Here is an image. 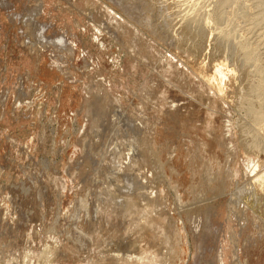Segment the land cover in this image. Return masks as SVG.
<instances>
[{"label":"rangeland","instance_id":"1","mask_svg":"<svg viewBox=\"0 0 264 264\" xmlns=\"http://www.w3.org/2000/svg\"><path fill=\"white\" fill-rule=\"evenodd\" d=\"M41 1H43L44 4L41 13L28 14V17L35 19L37 15L38 22L41 23V26L48 27V31L44 34L46 39L52 36L53 30L54 32L58 30L56 33H59L66 28L65 31L67 30V36H69V44L72 45L73 43L75 45V47L72 45L74 50H77L74 51L71 56L72 58L70 57V60H68L69 62L67 61L66 64L69 70L66 88L68 87V89L71 90L75 98V100L69 103L71 107V117L73 119L70 121V124H73L71 127L72 132L70 130L69 134L71 140H69V145H54L51 141L50 130L55 128H52V126L49 125L50 123L45 121V118L38 116V112H42L45 108L48 109L49 113H54L56 108L58 109L59 106L57 105V101L60 95V86H56L54 90L44 94V96H46L44 104L38 109L36 107H25V101L23 99L21 101L18 97L17 92L19 84L23 80L25 81V78H27V82H31L32 80L35 82L37 80V75H39L37 59H41V56H32L23 46L24 50L22 47H19L22 45L21 42L23 40L21 35L22 23L19 19H15V22L9 23L7 19V17L15 14L18 17L19 13L23 12V9L28 7L32 1L8 0V8L0 5V264H20V262L21 264H41L43 261V254L47 252L45 249H47L46 246H48V244L56 246L58 250L50 254V261H48L47 264H86L89 260L99 259L100 256L105 258L108 256L110 258L109 255L114 254L112 252L110 254V250L112 251L111 248L113 247L115 249V244L106 242L104 247L96 246L91 242L90 235L88 234L90 228L92 229L93 227L89 218L95 212V207L91 204V207H89L90 211L88 210L89 213L88 211L83 212L81 208L86 193H90L93 188L91 186V181L96 179V171L102 168L100 167L102 163H107L105 156H107V146L111 143L109 142V138L113 136L116 129H120L123 126L122 124L125 125V122L127 123V119L134 121L133 125L136 120H139L137 123L142 127H138H140L141 130L144 129L148 135L150 134L149 139L153 142L155 141L154 146L157 147L160 142V147L158 146V149H161L157 151L154 147V151L158 152L159 157L164 159L162 162L166 163L168 159L166 158L168 156L166 145L168 149V147L171 146L170 141L176 143L177 146L175 150L180 152V142L183 141L181 144H184L188 139L186 136L197 134L195 133L196 128L192 125L191 127L190 124H181L184 129L174 131L176 128L174 129L175 125L173 120H171L175 110L171 98L176 93L180 94L184 88L181 87L183 85L187 87L184 88L186 90H183L182 93L184 94L185 92L187 96L189 93H187L188 85H192V81L200 84V86H198V92L202 93L197 95L199 98L204 96V94L205 96L210 94L212 98H216V95L220 97H217L218 99L213 98L219 103V106L221 105L220 108H213L212 105L206 104V106L204 104V108L201 106L200 110H210V112L213 110V114L216 113L214 115H221V113L223 115L224 109L227 108V106L224 108V105L228 104V107L231 108L229 118L231 117L230 119H232V132L231 135L225 137L227 139L224 140L225 143L224 141L220 142L222 145H219L221 149L218 146V151L219 153L222 151L224 152L225 149L223 150L222 148L226 147V143L229 142L228 144L234 146L233 149H235V154L233 153L232 159L229 160V164L232 165L233 169L231 189L223 193H215L213 197L210 196L203 199L201 204L191 207L192 209L187 207L184 203V209L180 211L186 231L191 240L190 256L184 264H239V262L240 264H264V235H260L251 247H249V242L252 240L248 237L252 230H257V226L263 227L264 231V182H259L261 178H264V0H99L104 6L103 8H111L112 11L118 13L123 19L128 20L132 30L137 31L138 43L140 45L143 44L144 47L148 49V57L146 56L145 60L142 61L141 59H136L134 55L128 54L122 44L119 43L120 40H116L118 37H109L106 32L98 28L100 25L99 22H101L100 19H104L102 15L100 16V13L97 12L95 14L93 21V19H89L88 16L83 15V12L81 13L78 5L68 4L66 0ZM98 16L100 19L96 18ZM139 18L144 19L140 22L141 19L138 20ZM133 19H137L138 22H134ZM148 30L150 32H147ZM183 31L185 34L182 36ZM185 35L186 37H184ZM139 44H136L138 48L141 47ZM178 50L187 52L188 55L206 63L211 68L217 67L219 69L223 67L226 73L228 72L229 83H227L228 88L231 90V94H223L219 91L220 87L217 81L210 82L204 76L203 78L199 77L202 75L198 76L195 74L197 78H193L196 81L198 79L197 82L191 75L185 78L178 77V82H176L177 80L175 77H164L162 71L163 67H167L166 60H171V57H175L173 61L175 63L177 60L181 61H179L180 68L182 63L190 67L186 64L187 62L183 61L180 55L177 54L179 52ZM78 53L79 55L77 56ZM45 54L46 56H44L46 59L52 56L49 51H46ZM85 57L87 61H84L86 60ZM149 57L152 60H150ZM70 61L71 64H69ZM82 62L84 64H82ZM74 63L76 65H74ZM87 68L88 70H86ZM94 74L96 78L92 76ZM98 74H100L101 77H99L100 75L98 76ZM70 77L73 79L71 80ZM190 78L192 79L190 80ZM103 79L105 80V85H107L106 88L109 87V90L106 88L104 91L102 90L100 94L101 97H115V94L117 96L115 98H120L121 96L122 98L124 96L126 97L122 99V110L118 113L114 111V113L117 114V118L114 117L115 119H113L114 122L111 125V130H107V132L103 134L100 146L96 144L98 140L96 135L97 132H100V126L96 128L92 123H88V119L85 117L83 109L85 106L83 103L88 98L86 84L90 83V80L91 82H96L93 80H100L102 84V82L104 83V81H102ZM203 82H207V85ZM178 83L180 84L178 85L179 87L177 86ZM204 87L207 88L205 89ZM209 88H212L211 92L214 90V94L211 92L205 93L208 92ZM202 89L207 91L203 92ZM179 90L181 91L178 92ZM75 91H77V93H75ZM142 91L145 92L143 93ZM149 91L152 96L143 98L150 94ZM74 93L77 97H75L76 95ZM145 93L149 94L144 95ZM185 94L183 96L181 95V99L176 98L175 100L181 104L186 101V103H183L185 104L184 107H186L185 113H191L197 109L192 107V103L194 102L193 96L195 95L192 96L189 94L190 96L188 95V98H192L186 99ZM197 96L194 98H198ZM237 96H239L238 98L240 101H238V98L235 99ZM84 97L86 99H83ZM162 99L164 100L161 101ZM200 99H202V97ZM198 100H195V102L197 101L196 104L202 105L201 103L203 102L199 103ZM124 101L126 104H124ZM136 105L140 108L136 107ZM237 105L240 106V108H238ZM80 108L82 109L80 113H82L78 115L77 112H79ZM172 108L174 110H172ZM74 109H76L77 112ZM72 111L73 113L75 112L74 116L77 118L73 117ZM163 112L165 113L163 114ZM140 113L141 115L143 114L142 117ZM169 113L172 115H169ZM152 114L154 115L152 116ZM162 114L165 118L168 116L171 117L165 119ZM129 116L132 117L129 118ZM135 116L136 118H134ZM148 117L149 120L147 119ZM41 118L43 119L41 120ZM142 118L144 121L140 120ZM122 119H124L125 122ZM151 119L153 121H151ZM184 119L188 120L190 118L186 116L182 118L180 122L185 123ZM45 122L47 124H45ZM143 122L150 123L151 127L150 124H148L149 126L147 125V127L145 124L143 126ZM153 123H155V126ZM119 124L121 125L119 126ZM235 124L239 125L236 126ZM134 126L137 127V125ZM144 127H146V129L150 127V133L148 129L146 130ZM238 127H240V129ZM191 128L194 132L190 131ZM244 128H246L248 134L245 141L241 142L240 138L243 137L241 130L243 131ZM155 131L158 132V135H163V137L166 136L169 138V135H171L173 139H164V141L157 139L158 142L156 138L154 139L157 135ZM166 131L170 132L167 133ZM163 132L165 134H163ZM213 133L216 137L218 134L219 136L221 135L217 130L216 133ZM179 134L181 136L183 135L182 140ZM44 135H46L47 142L42 143L40 139L45 137ZM165 141H167L166 145L162 147L161 145ZM199 143L201 144H199L198 152H195L199 153L198 155L196 153L197 157L199 156L198 158H200L202 154L203 159L200 158L201 161H198L204 162L206 157L212 161L213 157L208 155L209 153L206 152L204 155L206 151L204 150L205 148L201 149V146H206L205 143ZM225 144L226 146H224ZM240 144L242 145L240 146ZM187 149L189 150V148ZM202 150H204V153ZM220 150L222 151L220 152ZM214 156L217 155L215 154ZM197 157L196 160L198 159ZM207 158L205 162L210 164ZM219 159L220 158L216 157V160L220 163L217 162L221 164L222 161ZM185 160L184 158V161ZM86 161L87 164L84 163ZM187 161L189 160H186V162ZM69 162H72L74 166L75 164L77 166L81 165V175L74 174L71 178L65 180L63 179L66 176L64 173H66ZM169 165L170 163L168 166ZM211 166L215 170L216 164H212L211 162ZM255 166L257 168L255 172H253L252 169H254ZM150 167L151 165L149 168ZM147 169H145L146 173L142 172L143 175L144 173L147 174V171H149ZM236 170L238 172H236ZM250 170H252L253 173ZM151 176L152 175H147L149 178H152ZM4 177H10L12 180L5 183ZM17 177L22 178V180L25 178L23 182L31 191V194L27 197V202L30 203L31 201L34 203V207L28 206L29 210L27 209L26 213L24 215L20 214V216L13 210L12 206L11 208H6L7 202L5 200L13 191L11 189L12 183L14 185L19 184L18 182L21 179H17ZM164 178L167 177L161 176L160 178L157 176L154 178L155 180L152 184L149 182L148 185L151 187H158L162 185L161 183L159 184V181L168 183L169 180ZM29 179L33 182L32 184L29 182ZM60 179L63 183H59ZM163 180H167V182ZM83 182L87 184L81 185ZM154 182H156L157 185L154 184ZM145 186H147V182ZM18 187H22L21 184ZM248 187L250 188L249 191H247ZM136 190H134V192ZM167 191L174 194L173 190L170 191L168 189ZM238 193H240L239 196ZM231 196H233L232 198L234 200H232L234 202L237 201L236 204H230ZM235 198L237 200H235ZM198 208L201 209V211H199V215H201L199 220L201 223L205 222L204 214L211 211L213 213L210 214L211 216L208 220L206 238L202 240V234L199 243L198 240L200 238H196L197 236L193 237L192 227L189 221V216H193ZM38 209L40 211V214L39 212L38 214L42 215L40 216L41 218L38 217L39 215L34 216ZM96 213H98V211H96ZM126 217L123 216L124 219L122 215L121 218L120 216L117 217L114 226L116 233L117 230L120 231L121 229H125L124 227H126V231L132 228L130 225L133 224V220L131 219V222L130 219H126L128 222L130 221L129 224L125 220ZM170 217L173 218L171 212ZM117 220H121V222L118 221L120 225ZM123 221H125V223L127 222L126 224L129 225L123 224ZM254 225H257L255 229ZM200 226L202 227V225ZM201 227H199V230L202 229ZM125 230H122L118 236L122 235ZM199 233H197V235ZM111 244L114 246L112 247ZM150 244L147 245L146 243V245H143L146 252L152 251L153 244L149 246ZM201 244L203 245L202 252L199 250ZM245 246L248 247V250L245 249ZM105 247L110 250L104 249L106 251L102 252V249ZM108 251L109 254L106 253L105 255V252ZM23 252H25L24 256ZM29 256H31V258ZM24 257H26V260ZM27 259H31V262L27 261ZM32 259L34 261H32ZM219 259L220 261H218ZM35 260H38L40 263H37Z\"/></svg>","mask_w":264,"mask_h":264},{"label":"bare ground","instance_id":"2","mask_svg":"<svg viewBox=\"0 0 264 264\" xmlns=\"http://www.w3.org/2000/svg\"><path fill=\"white\" fill-rule=\"evenodd\" d=\"M31 1L32 2H30V5L28 7H26L25 9H23V12L19 13L18 17L16 14L13 16L7 17L9 23L13 22V21L15 22V19H19V21L22 23V28H21L22 34L21 35L23 37V40L21 42L22 45L19 47L23 46L25 49H27L26 51L29 52L32 56H37V57L41 56V59H39V58L37 59L38 60V70H39V75H37L38 76L37 80L35 82H33V80L31 82H29V81L27 82V80H26L27 78H25V81L23 80L19 84V87H18L19 89L17 92L18 97H19V99H21V101H22V99L25 101V105H24L25 107H27V108H35L36 107L38 109V108H40V106H42L44 104V101L46 98V96H44V94L47 92H50L51 90H54L56 88V86H60V90H59L60 95H59V98L57 101L58 102L57 105L59 106L58 109L56 108L54 113H49L48 109L45 108L42 112H38V116L45 118V121L47 123H50L49 125H51L52 128L53 127L55 128L53 130L52 129L50 130L51 141L54 143V145H63V146L65 144L69 145V140H71L69 134H70L71 127L73 126V124L72 125L70 124V121L73 119L71 117V107H70L69 103L71 101L75 100V98H74L71 90H69L68 87L66 88V86H67L66 82H68L67 77H69L68 76L69 70H68V66L66 64H67V61L70 60L69 58L73 55V53L76 49L74 50V48L72 46V45H74L73 43H72V45L69 44L70 43L68 40L69 36H67V32H66L67 30L65 31V29H66L65 27H64L65 29L63 31L59 30L60 31L59 33H56V32H58V30H55L56 32H54V30H53L52 36H50L47 39L45 38L44 34L46 33V31H48V27L47 26H45V27L41 26V23L38 22L37 15H36L37 20H36V18L33 19V18L28 17V14H35V13L40 14L41 13V11L44 8L43 7L44 6L43 1H41V0H31ZM66 1H68V4L70 3V4L78 5L81 13L83 12L84 13L83 15L88 16V18L93 19V21L95 18V14L97 12L100 13V16L102 15V17L104 19L101 20L99 18V16L96 17V18H99L101 21V22H99L101 26L99 25L98 28H100L102 31L106 32L109 35V37L110 36L111 37L112 36L118 37L119 39L117 38L116 40L117 41L120 40L119 43L122 44L123 48L127 51L128 54H131L132 56L134 55L136 57V59H141V61L145 60V58L147 56V50L148 49H146V47H144L143 44L140 45L138 43L137 31L132 30L131 26L129 25L130 23L128 22L127 19L126 20L123 19L121 16L118 15V13L112 11L111 8H108V7L103 8L104 6L102 5V3H100L99 0H66ZM0 5L8 8V6H9L8 0H0ZM70 6H72V5H70ZM58 7H59V5H58ZM143 19L139 18L138 20H140V22H141ZM133 20H134V22L137 21V19H133ZM89 21H92V20H89ZM167 21H166V23H167ZM95 22H97V21H95ZM143 24H144V22H143ZM76 26H77V23H76ZM140 28H142V27H140ZM147 32H150V31L148 30ZM184 34H185V32L183 31L182 36ZM149 36H150V34H149ZM184 37H186V35ZM139 42H141V41H139ZM77 43H78V41H77ZM136 44H139L141 47L139 46L140 48H138L137 47L138 45L136 46ZM74 47H75V45H74ZM24 48H23V50H24ZM46 51H49L52 54V56L49 58L50 60L48 58L47 59L45 58L46 54L48 53L47 52L45 54ZM82 52H83V50H82ZM155 53H156V51H155ZM177 54L180 55V57L183 59V61L187 62L186 64H188V66H190V67H187L184 65V63H182L181 68H180V65H179L180 60L179 61L177 60V62L175 63V62H173L175 57L174 58L171 57L172 58L171 60H169V59L166 60L167 67L166 68L163 67L162 71H163L164 77H166V78L175 77V79L177 80L176 82H178L179 81V79H177L178 77L179 78L180 77L185 78V77H189L191 75L192 78L193 77L197 78V76H195V74H197L198 76L202 75L199 77L203 78V76H204L210 82L217 81V84L220 87L219 91H221L223 94H225V93H227L228 95L231 94V90L228 88V83H229V76L227 75L228 72L226 73V71L223 67H220L219 69L217 67L211 68L206 63L201 62L197 58H193L192 56L188 55V53L183 51V50H180ZM78 55H79V53L77 54V56ZM48 56H49V54H48ZM85 59H86V57H85ZM149 59H150V57H149ZM78 60H79V57H78ZM150 60H152V59H150ZM71 61L69 64H71ZM81 61H82V59H81ZM84 61H87V59ZM75 63H74V65H76ZM82 64H84V63L82 62ZM80 67H82V66H80ZM159 67H161V66H159ZM157 68H158V66H157ZM79 70H80V68H79ZM86 70H88V68ZM93 73H95V72H93ZM71 74H72V72H71ZM95 74L92 76L95 77ZM99 75L100 74H98V76ZM99 77H101V75ZM192 78H190V80ZM72 79L73 78H71V80ZM207 79H205V80H207ZM93 81H96V82H91V80H90V83L87 82L88 84H86L87 85L86 89L88 90V96H87L88 98L86 99L84 97L83 99H86V100L84 103L83 102L82 103L85 106L83 109L85 112V117L88 119V123L89 124L92 123V125L96 128L100 126V132H97V135H96L97 136L96 138H98L96 144H99L101 146L102 136L105 132H107V130H111V125L114 122L113 119H115L114 117L117 118L116 113H118L120 110H122V107H123V100L122 99L126 96H124L123 98H122V96L120 98L119 97L115 98V97H117L115 94V97H112V96L106 97V98L103 96L101 97V95H100L101 91L102 90L104 91V89L107 86V85H105L106 84L105 80L104 79L102 80V81H104V83L102 82V84H101L100 80H93ZM106 81H108V80H106ZM197 81H198V79H197ZM179 83L177 84V86L180 85ZM192 83H193L192 85L191 84L188 85V90H187V93L189 92L188 95L191 94L192 96L193 95L197 96L200 93H202V92H200V93L198 92L199 91L198 86H200V84L194 83L193 81H192ZM203 83H206V85H207V82H203ZM75 85H77V84H75ZM81 85H83V84H81ZM166 85H167V83H166ZM203 85H205V84H203ZM181 87L186 88L187 86L183 85ZM210 87H211V83H210ZM70 88H72V87H70ZM108 88H106V89H108ZM151 88H150V91H151ZM169 88H170V86H169ZM184 88H183V90H186ZM209 89H208V92H205V93H210L211 89H210V91H209ZM79 90H80V88H79ZM147 90L148 89L146 88V91ZM181 90H179L178 92H180ZM200 90H201V88H200ZM182 91L180 92V94L182 93ZM202 91L204 92L207 90L202 89ZM213 91L211 93L214 94ZM142 92L144 93L145 91H142ZM75 93H77V91H75ZM154 93H156V92H154ZM147 94H149V93H147ZM147 94L145 93L144 95H147ZM180 94L176 93L171 98L173 101L172 102L173 107L175 109L174 110L172 108V110H174V113H173L174 115L171 119V120H173V123L175 125L174 129L176 128L174 131L183 130L184 127H182L181 124H183V125H189L190 124V126L192 125L196 128L195 133H197V134L186 136V137H188V139L186 138L187 140L184 144H181V142H183V141L180 142V145H179L181 148L179 150L180 152H177L175 150L176 146H177L175 142L170 141L171 146H169L168 149H167V145H166L167 141H165L163 144L161 143L162 147H164L163 145H166V150H167V155H168L167 157L165 156L166 158H168L167 161L165 160L166 163L162 162V160H164V159L160 158L158 155L159 153L155 152L154 149L156 148L155 150H157V151L159 149H161V148L158 149V146L160 147V142L157 139L163 140V141H164V139L171 140V139H173L171 137V135H169V138H167L166 136L163 137V135L162 136L158 135V132L155 131L158 136L156 135V137H154V139L156 138V141L159 142L158 146L155 147L154 146L155 141L153 142L152 140L149 139L150 134L148 135L144 129L141 130L140 127H142V126L137 123V121L139 122V120H136V122L134 124V125H137V127H136L133 125L134 121H132V120L130 121V119L129 120L127 119V123H126L125 120L122 119V120H124L125 125L122 124L123 126L120 129H116V131L114 132L112 137L110 136L109 142H111V143H110V145L107 146V149H106V155L107 156H105L107 159V163L106 164H104L105 162L102 163V165L100 166L102 168H100V170L96 171L97 177L95 180L93 179L91 181V186L93 187V188L91 187L92 188L91 191L92 190L93 191L92 192L90 191V193L87 192L83 203L81 204V202H82L81 201L80 204H81V208H82L83 212L88 211V210L90 211L89 207H91V204H93V206L95 207V209H94L95 212L89 218V221L91 222V224L93 226L92 229L90 228V230L88 232V234L90 235V238H91V242L94 245L99 246V247H102V246L104 247L106 242L114 243L115 249L113 247L114 245H112V244H111V246L113 248L110 247L112 249V251L110 249H106V247L103 248L102 252H104L106 250H110V254H111V252L114 254L109 255L110 258L107 256L108 257V258L106 257L107 259L103 256L102 257L100 256L99 259L89 260L86 264H184V263H186L187 259L190 256L191 240H190L189 235L186 231L184 220L180 214V211L182 209H184V203L187 205V207L191 208L193 206H197V205L201 204L202 203L201 201L203 199L210 197V196L213 197V195L215 193L216 194L221 193V192L223 193V192L229 191L231 189L230 186H231V181H232V170L233 169H232V165L229 164V162H230L229 160L232 159L231 157H232L234 150H235V149H233L234 146L233 145L231 146V144H228L229 142H227L226 143L227 146L225 144L224 146H226V147L222 148L223 150L225 149V151L223 152L222 150H220V152L222 151L221 153H219V151H218V146L222 145L220 142L224 141L226 139L225 137L228 135H231V132H232L231 131L232 130V125H231L232 119H230L231 117L229 118L231 108L228 107L229 106L228 104L224 105V108H225V106H227L228 109L227 108H225L226 110L224 109V112H223L224 114L222 115V113H221L222 116L221 115H214L216 113L213 114V110H211L212 113L210 112V110H208V111L207 110H200V107L201 106L203 107L204 104L205 105L207 104L210 106L212 105L213 108H220V106H221V105L219 106V103H217V101L214 100V99H218L220 97H218L216 95V98L213 97L214 98L213 99L210 94H209L210 96L208 94H207V96H205V94H204V96L206 98L204 96H201V95L200 96L202 97V99H200L201 97L199 98V96H197L198 98H196L197 100L199 99L198 100L199 103L203 102V103H201L202 105L196 104L197 101L195 102L196 99L194 98L195 96H193L194 102L192 103V107H195V109L197 108L196 109L197 111L195 110L191 113L187 112L188 113L187 114V113H185L186 112L185 111L186 107H184L185 104H183L184 102L186 103V101H184L181 104V103L176 102V100H175L176 98L181 99V97L185 94V92H184V94L182 93L183 95L181 94L182 96ZM154 95H153V97H154ZM188 95L186 96V94H185L186 99L188 98ZM118 96H120V95H118ZM148 96H152L151 92L149 95H147L143 98H146V97L148 98ZM75 97H77V95ZM238 97L239 96H237L235 99H237ZM190 98H192V97H190ZM190 98H188V99H190ZM78 100H79V98H78ZM163 100L164 99H162L161 101H163ZM215 101H216V103H215ZM222 101H224V100H222ZM238 101H240V99ZM2 102H3V100H2ZM124 104H126V102ZM140 104L142 105L141 101H140ZM242 106H244V105H242ZM136 107H138V106L136 105ZM81 108H80L79 112H77L76 109H74L78 113V115H79L80 111L82 110ZM138 108H140V107H138ZM238 108H240V106H238ZM155 109H156V107H155ZM205 109H207V108H205ZM208 109H210V108H208ZM114 111H116V113H114ZM134 111H135V109H134ZM134 111H133V113H134ZM165 112H163V114ZM137 113H138V111H137ZM141 113H140V115H141ZM74 114H75V112L73 113V111H72L73 117H76V116H74ZM16 115H17V113H16ZM142 115H141V117H142ZM153 115L154 114H152V116ZM169 115H172V114L169 113ZM137 116H138V114H137ZM156 116H158V115H156ZM186 116L190 119H188V120L184 119L185 123H181L180 120ZM131 117L129 116V118H131ZM145 117H147V116H145ZM163 117H164V115H163ZM169 117H171V116H168L166 118H169ZM43 118H41V120ZM134 118H136V116ZM138 118H139V116H138ZM143 118L140 120H143ZM147 119L149 120V117ZM152 119L154 120L153 117H152ZM152 119H151V121H153ZM83 120H84V116H83ZM167 120H170V119H167ZM145 121H147V120H145ZM46 122H45V124H47ZM162 122H163V120H162ZM74 123H76V122H74ZM155 123H153V125ZM144 124L147 127V125L150 123L143 122L142 125L144 126ZM120 125L121 124H119V126ZM237 125H239V124H237ZM138 126H140V127H138ZM154 126H152V127H154ZM146 127H144V128L146 129ZM150 127H151V124H150ZM149 128H147L148 131L151 130V128L150 129ZM238 128L240 129V127H238ZM161 129H162V127H161ZM168 130H169V128H168ZM216 130L220 132V134H221L220 136L218 134V136L216 137V135L213 133V132L216 133ZM245 130H246V128H244V130H243L244 132L241 130V133L243 134V137L240 138L241 142L245 141V138L248 134V131L247 130L245 131ZM170 131H171V129H170ZM170 131H168V132H170ZM190 131L194 132L192 130V128L190 129ZM71 132H72V130H71ZM42 133H44V132H42ZM149 133H150V131H149ZM163 134H165V133L163 132ZM44 136L45 137L40 139V141L42 143L47 142L46 135H44ZM147 136H148V138H147ZM179 136H181V135L179 134ZM182 136H181V140H182ZM175 140H177V139H175ZM246 141H248V140H246ZM199 142H203V144L205 143V145H206L204 147L201 146V149L205 148L204 150H206L205 153H204V150H202L204 155L207 152V153H209L208 155L213 157L212 161H210V159L206 157L207 159H209L210 164L205 162V161H207L205 157H204L205 158L204 162L203 161L200 162L201 159H203L202 154L200 156L201 159L198 158L199 156L197 157V155L199 154V153H197L198 152L197 150H198V147L200 146L199 144H201ZM256 142H258V141H256ZM224 143H225V141H224ZM40 145H41V143H40ZM241 145L242 144H240V146ZM244 146H246V145H244ZM187 148H189V150ZM219 148H220V146H219ZM246 149H247V147H246ZM195 151H197V152H195ZM196 153H197V155H196ZM215 154L217 156H214ZM196 157L198 158L197 160H196ZM216 157L221 159V160L220 159L219 160L222 161V163H221L222 165L219 164L220 162L218 160H216ZM184 158L186 160H189V161H187V162H186V160L184 161ZM198 160H200V161H198ZM127 162H129V163H127ZM211 162H212V164H216L215 170L212 168ZM84 163L87 164V161ZM169 163H170V165L168 166ZM150 165H151V167L149 168ZM259 165H256V166L260 167L261 165L260 166ZM80 166L81 165L77 166L76 164L74 166V164L72 162H69L67 165L66 173H64L66 176L63 179L68 180L74 174L79 175L81 173V169H80L81 167ZM256 166H255V168L253 167L254 169L251 168L253 170V172H255V169L257 168ZM145 169L149 170V171H147V174H145L146 173ZM258 169H260V168H258ZM252 170H250V171L252 172ZM78 171H79V173H78ZM142 172H145L144 175ZM236 172H238V171L236 170ZM147 175H149V176L152 175L151 176L152 178L147 177ZM157 176L160 178H161V176L167 177L164 179H168L169 180L168 183H164V182L159 181V184L161 183L162 185H160L158 187L149 186L148 183L150 182L152 184V182L155 180L154 178ZM4 178H5L4 179L5 183H8L12 180L10 177H4ZM17 179H21L18 182L19 184L14 185L12 183V186L11 185L10 186H11V189L13 191L10 193V195L7 199H5V198L4 199L7 202L6 208H8V207L11 208V206H12L13 210L20 216V214L24 215L26 213L27 209L29 210L28 206L34 207V203L31 201H30V203L27 202V197H28V195L31 194V191H30V189H28L25 186V184L23 182L25 180V178L22 180V178L17 177ZM61 179L59 180V183L60 182L63 183V181ZM163 181L167 182V180H163ZM29 182L31 184L33 183L30 181V179H29ZM146 182H147V186H145ZM233 182H234V180H233ZM259 182L263 183L264 178H261L259 180ZM20 184L22 187H18ZM82 184L86 185L87 183L83 182V183H81V185ZM154 184H156V182H154ZM156 185H154V186H156ZM15 187H16V189H15ZM168 189L170 191L173 190L174 194H172L171 192L169 193L167 191ZM247 189H248L247 191L250 190L249 187ZM134 190H136V191L134 192ZM164 191H167V192H164ZM239 194L240 193H238V196H239ZM233 196H231L230 204H236L237 203V201H235V202L233 201L234 200L232 198ZM2 200H3V198H2ZM235 200H237V199L235 198ZM3 202H4V200H3ZM96 206H97V208H96ZM35 208H33V209H35ZM89 211H88V213H89ZM96 211H98V213H96ZM168 211H169V213H168ZM199 211H201L200 208H198V210L196 211V213L193 216H191V215L189 216V221H190V224L192 227L193 237L197 236L196 238H200L198 240V243L201 240L202 234H203L202 240H205V238H206V231L208 229L207 224H208L209 217L211 216L210 214L212 213V211H211V212H207L206 214H204L205 222L201 223L199 220L201 217V215H199ZM38 212L40 214L39 209L36 211V214L34 216H38L39 215ZM165 212H166V214H165ZM170 212L173 214V218L170 217ZM4 213H5V211H4ZM121 215H122V218H123V216L128 217V218L126 217L125 220L126 219L127 220L128 219L133 220V222L131 220V222L133 224L130 225L132 228L131 229L129 228L128 229L129 231L128 230L126 231L125 230L126 227H124L125 229H121L120 231L117 230V233H116L114 226H115L117 217L120 216V218H121ZM40 216H42V215H39L38 217H40ZM118 221L121 222V220H117V222ZM120 222H118V224ZM124 223H125V221H123V224ZM129 224H126V225L128 226ZM200 225H202V227ZM255 226H257V225H254V229H255ZM199 227H201L202 229L199 230ZM256 229L257 230H252L248 236L249 239L252 240L251 242H249V247H251L253 245L254 241H256L260 235H264L263 227L257 226ZM122 230H125V232L123 234L121 233L122 235L118 236V234ZM198 230L200 233L198 232ZM197 233H199L200 235L199 234L197 235ZM146 243H147V245L150 243L153 244V247H152L153 249H152V251L151 250L148 251L149 253L146 252V249H144V246H143V245H146ZM152 244H150L149 246H151ZM202 244L200 245V249H199L200 252H202V250H203ZM43 246H45V245H43ZM46 247H47V249H45V251L47 250V252H44L43 261L41 262V264H47V262L50 261V259H49L50 254L54 253L55 250H58L56 248V246H53V245L48 244V246H46ZM108 248H109V246H108ZM247 248L248 247L245 246L246 250H248ZM104 249H106V250H104ZM23 253H24L23 254V256H24L25 252H23ZM106 253L109 254V251L105 252V255H106ZM29 254H30V252H29ZM102 255H103V253H102ZM2 257H4V256H2ZM26 257H24V259ZM29 257L31 258V256H29ZM92 258H94V257H92ZM33 259H34V257H33ZM33 259H32V261H34ZM16 260H17V258H16ZM22 261H24V260H22ZM27 261L31 262V259H29V260L27 259ZM218 261H220V259ZM36 262L40 263V262H38V260ZM20 264H21V262H20ZM239 264H240V262H239Z\"/></svg>","mask_w":264,"mask_h":264}]
</instances>
